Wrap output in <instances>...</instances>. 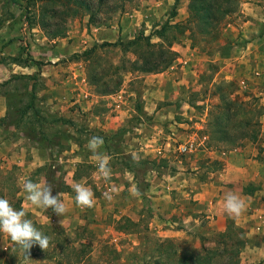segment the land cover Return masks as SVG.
<instances>
[{
  "label": "rangeland",
  "instance_id": "rangeland-1",
  "mask_svg": "<svg viewBox=\"0 0 264 264\" xmlns=\"http://www.w3.org/2000/svg\"><path fill=\"white\" fill-rule=\"evenodd\" d=\"M191 1L170 0L169 4V0H131L124 10L109 16L107 24L97 25L90 22V14L81 0H0V95L8 98L7 120L40 125V133L44 134L42 145L46 147L54 148L58 144V140L47 137L50 127L58 137L63 134L83 146L72 167L57 168L55 161H59L60 156L53 151L41 169L28 175L17 165L9 167L0 173L11 179L7 183L0 182V192L4 194L1 197L14 208L17 199L23 200L20 178L27 176L25 179L33 182L44 180L52 184L53 195L68 193L72 198L75 192L70 185L73 181L85 180L95 201L93 207L85 209L72 201L74 212L65 217L64 228L58 224L61 217L51 209L26 211V218L50 238L46 251L37 246L30 250L29 264H155L158 260L170 264L172 262L162 258L159 248L166 245L183 255L212 256L213 264L235 261L237 250L240 251L239 264H264V233L249 235V224H238V218L228 221L226 231L213 232L208 218L211 213H197V203L179 192L180 189H174L172 193L178 194L173 197L179 199L184 211L169 216V221H175L177 225L175 229L167 225V229L170 228L172 232L168 233L172 234L177 229L186 231V237L165 235L166 229L158 232L151 228L153 203L144 193L146 186L138 189L139 197L131 196L126 188L117 191L118 196L109 201L103 195L106 186L101 188L95 183L97 167L86 147L89 139L97 135L90 130L94 116L111 118L123 114L124 122L118 131L99 136L105 139L106 145L109 144L110 153L131 152L135 147L140 149L143 142V147L152 144L163 148L174 134L194 133L201 134V147L210 144L221 151L251 143L261 146L264 139V93L261 92L264 79H256V68L259 60L264 65V44L258 49L253 47L249 62H244L241 56L249 41L264 39V22L261 25L259 19L262 18L257 15L247 16L243 11V0H238V11L223 20L218 28L205 33L190 21ZM159 2L164 4L160 6ZM127 19H135L129 30V25L124 24ZM246 21L252 24L246 26ZM119 27L121 32L126 30L124 36H118ZM111 29L116 33L112 34ZM55 33L57 35H52ZM116 43L118 45H108ZM161 44L177 53L170 66L151 74L135 70V61H139L138 66L144 64L142 48L147 50L150 45ZM259 52L260 58L254 55ZM18 67L35 69L36 73L33 76L9 74ZM50 69L61 70L62 77H55L56 90L51 89L48 94L47 78L41 74ZM158 76L166 79L163 82L166 91L160 97L153 93L161 84ZM62 81H67L71 87L62 90ZM48 99L53 102L47 104ZM159 100L166 108L160 110L159 115L151 113V101ZM148 102L147 110L144 108ZM118 104H123L124 109H117ZM196 143L198 145V140H187L172 153L174 157H159L152 163L161 174L177 172L173 163L194 156L199 147ZM184 144H194V152H183ZM125 160L126 156L115 160L113 168L118 171L131 168ZM134 160L136 165L132 168L141 173L151 163L147 158ZM199 163L201 173L198 178L203 181L210 171L202 173V170L209 166L207 161ZM212 168L217 170L221 166L216 163ZM184 173L193 174L191 169ZM11 181L16 183V191H10ZM254 191L253 185L245 188L247 193ZM123 209L131 212L125 213ZM91 210L102 213L92 219ZM126 218L137 224L128 228L130 233L120 229V223ZM186 218L190 221L185 222ZM88 244L90 247L85 248ZM0 264H24L20 248L10 238L5 241L3 234H0Z\"/></svg>",
  "mask_w": 264,
  "mask_h": 264
},
{
  "label": "crops",
  "instance_id": "crops-1",
  "mask_svg": "<svg viewBox=\"0 0 264 264\" xmlns=\"http://www.w3.org/2000/svg\"><path fill=\"white\" fill-rule=\"evenodd\" d=\"M158 4L162 6L164 3L159 2ZM169 4H171L170 0ZM243 5L244 13L247 16L254 14L257 15L258 18H262L259 20L262 21L261 25H263L264 0H243ZM134 20L135 19H131L129 21L127 19V21L124 22L126 26L129 25L127 30L131 28V24L135 23ZM250 21H246L244 24L246 26L248 24H252ZM110 31L112 34L116 33V31L113 29ZM125 32V29L121 32V28L119 27L118 36H124L123 33ZM262 44H264V39L255 42L249 41L242 52V60L244 62H249V59L252 60L253 47L258 49L259 46H263ZM254 55L259 58L261 57L260 52L255 53ZM34 73H36L35 69L26 70L19 67L16 70L14 68L9 71V74L11 75L21 74L33 76ZM61 73L62 71L59 69L42 71L41 76L47 78L46 85L48 87V94L51 92V89H53L55 92V77H62ZM6 77L9 76L6 75ZM158 77V81L161 84L155 87L153 93H156V96L160 97V95L166 91V85L163 84L166 79H164L163 76ZM256 79L259 81H263L264 79V65L260 62V60L256 68ZM62 84V90H65V87H71V85L68 86L69 83L67 81H62ZM54 92H52V94ZM261 92L264 93V90L261 89ZM7 100L8 98L5 95H0V173H4L7 169H9V167L17 165L19 168H21L23 173L28 175L29 173L37 171L43 167L46 161L51 158V151L57 153V156H60V160L58 161L57 159L55 161L58 165L57 168L66 166L67 168L72 167V164L76 160L74 158H77V152L83 148L82 144L79 141L72 140L70 137L67 138L63 134H59L58 137L57 132L53 131V129L50 127L47 137L49 140H58V144L55 145L54 148L42 145L44 140L42 138L44 137V134L40 133V125L26 123L24 120H21L18 122V124H16L10 119L7 120ZM52 102V100L48 99L47 104ZM151 102L152 103H146L147 105L145 104L144 109L148 110V104L150 103V106L153 109L151 113L153 114L159 115L161 114L160 110L166 108L164 102L161 100ZM117 109H124L123 104H118ZM118 113L120 114V111ZM108 120L110 121L107 122ZM190 120L193 119L190 118ZM123 122V114L121 116L117 115L111 118L94 116V119L90 121V130L96 132V136H102V133L118 131L120 129V124ZM58 124H61V126H68L64 123ZM174 124L178 123L174 121ZM204 138L206 140L210 139V137ZM201 139V134L198 133H194L193 135L174 134L173 137L171 136L168 138V141L165 143L163 148L155 147L152 144H145V147H150L149 149H146L142 146L144 145L143 142L140 143V149L135 147V149L132 150L133 152L127 151L126 153H114L113 151L110 153L108 148L109 144L106 145V141L104 139V144L98 151L101 154L107 155L109 157V167L112 170V176L110 180L105 181L101 176H99V174L96 173L95 183L98 185V187L105 185L107 191L110 188L115 187L119 192H122L126 188L131 189L133 186L139 190L142 185L146 186V191L144 193L146 197L150 198V201H152L151 203H153L154 216L151 222V228L158 232L160 230L166 229L164 232L165 235L172 234L168 233L172 231L170 228L167 229V225L173 229H175V226L177 225L175 221H169V216L171 217L174 214H179L180 211H184L180 201L178 202L179 199H174L173 197L175 194L178 195L177 193H172L174 189H180L179 192L190 196L191 200L194 203H197V213H211V215L208 217L211 219L210 226H212L213 232L217 233L226 231L228 221L230 219H234L229 217L223 208L225 194L229 191H233L240 195L246 204L245 211L237 219L240 221L238 224H249V235H258L259 233H264V139L261 143V146L251 143L230 151H221L220 149L213 146L210 147V144H208L209 147H201L203 143L201 142ZM187 140H198V145L197 143L196 145L199 147L195 151L194 156H186L184 159H181V161L179 160L174 162L173 164L178 170L177 172H173L172 174H161L158 171L159 169H157L155 164L152 162L158 161L159 157L164 159L171 158L173 156L172 153H176L178 150V146L183 142H187ZM152 141L154 142V140ZM70 145H72V147ZM92 156L93 154L91 153L90 158H92ZM124 156H126L125 162L130 163L131 168L127 167L121 171L114 169L113 166L115 164V160L118 161L120 157ZM133 157H135L137 160L140 158H147L148 161L151 162L149 163V166H147L149 168L144 173L137 172L136 168H132L133 165H136V160H134ZM175 159L178 158L175 157ZM191 160L192 162H190ZM200 161H207V166H209L205 167V169H203L204 171L202 170V173L208 170L210 171L208 172L210 173L208 178L203 181L198 178V175L201 173V167L199 166ZM92 163L94 166H96L94 159ZM216 163H218L221 168L217 170H215V168L213 169L212 166ZM189 169H191L193 174L184 173V171H189ZM58 170L59 173L62 172V170ZM74 182H81L85 184V180L73 181V183ZM250 185L255 187V191L253 193L245 192V188ZM20 194L23 198L22 205L24 206L25 210L36 212V207L25 203L24 194L22 191ZM113 196L117 197L118 195L117 193H113ZM62 199L68 206L69 210L66 214V217H68L69 214L74 212L71 207L74 198H72L68 193H63ZM123 211L125 213L131 212L130 209H123ZM90 213V217L92 219H96L98 215H101L102 212L98 210H91ZM134 220L137 219L134 218ZM191 220H195L193 216L191 217ZM189 221L190 218H186L185 222ZM172 235L186 237L188 234L186 231L177 229V231Z\"/></svg>",
  "mask_w": 264,
  "mask_h": 264
},
{
  "label": "clouds",
  "instance_id": "clouds-1",
  "mask_svg": "<svg viewBox=\"0 0 264 264\" xmlns=\"http://www.w3.org/2000/svg\"><path fill=\"white\" fill-rule=\"evenodd\" d=\"M104 139L99 136H93L89 139L86 147L93 154L92 159L96 162L97 173L105 181L111 179L112 170L109 167V157L101 154L98 150L103 146ZM135 159V157H134ZM75 192L74 201L77 207L81 209L94 206V193L84 183L74 182L71 185ZM21 191L24 194V201L33 207L48 210L51 209L58 217V224L61 227L66 225V214L68 206L62 199L63 193L59 192L53 195V185L42 180L33 182L31 179L20 178ZM130 195L139 197V190L133 186L129 189ZM113 193H117L115 187L110 188L103 193L104 197L111 201ZM223 208L226 214L232 218H238L245 211V201L236 192L229 191L225 194ZM26 210L22 205L20 210L12 207L10 202L0 197V234H3L4 240L8 238L20 248L24 254V264L30 262V250L34 246L46 251L49 247L50 238L40 231L31 219L26 218Z\"/></svg>",
  "mask_w": 264,
  "mask_h": 264
},
{
  "label": "trees",
  "instance_id": "trees-1",
  "mask_svg": "<svg viewBox=\"0 0 264 264\" xmlns=\"http://www.w3.org/2000/svg\"><path fill=\"white\" fill-rule=\"evenodd\" d=\"M51 1V0H50ZM131 0H81L85 10L90 14V22L92 24L97 25H105L110 20L109 16L115 14L119 11L124 10L125 4ZM239 9V1L238 0H192L190 2L189 10H190V21L195 22L199 29L205 33H210L216 28L219 27L221 22L225 20L228 16L236 13ZM101 17V18H99ZM52 35H57L52 34ZM134 44V43H130ZM105 45V44H104ZM107 45V44H106ZM108 45H118L116 44H108ZM143 49V53L141 54L142 62L144 63L142 66L139 65V61H135V70H139L144 73H154L155 71H164L166 70L170 64L177 57V53L172 51L170 47H165L164 45H150L147 50ZM246 136V134H245ZM219 141L228 142L235 144L236 141L224 138H218ZM11 179L8 176H0L1 183H7ZM16 191V183L11 181L10 191ZM4 194L0 192V197ZM23 200L17 199L14 208L20 210L22 206ZM39 228L41 226L37 225ZM120 229H124L125 231L128 228L136 227L137 224L131 219H124L120 223ZM129 231V230H128ZM55 233H57L55 231ZM130 233V231H129ZM128 233V234H129ZM221 236H225V234H221ZM39 247V246H37ZM90 245L88 244V246ZM161 248L162 258L168 262H172L170 264H213L212 256L204 255L201 257L193 256L187 254L183 255L179 250L171 251L167 245ZM40 249V247L38 248ZM153 250V248H151ZM154 251V250H153ZM237 258L235 261H231L227 264H239V254L240 251L236 252ZM172 259V260H171ZM176 259V260H173ZM143 264H152L150 262H144ZM155 264H162V260H158Z\"/></svg>",
  "mask_w": 264,
  "mask_h": 264
},
{
  "label": "built area",
  "instance_id": "built-area-1",
  "mask_svg": "<svg viewBox=\"0 0 264 264\" xmlns=\"http://www.w3.org/2000/svg\"><path fill=\"white\" fill-rule=\"evenodd\" d=\"M195 148H196V146L194 144H190V145L184 144V145H182L181 150L183 152H186V153L187 152L192 153V152H194Z\"/></svg>",
  "mask_w": 264,
  "mask_h": 264
}]
</instances>
